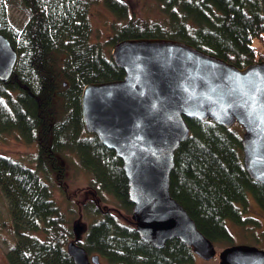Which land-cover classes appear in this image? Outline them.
<instances>
[{"label": "trees", "instance_id": "trees-1", "mask_svg": "<svg viewBox=\"0 0 264 264\" xmlns=\"http://www.w3.org/2000/svg\"><path fill=\"white\" fill-rule=\"evenodd\" d=\"M97 1L0 0V34L18 54L12 77L0 81V141L13 134L38 145L36 168L0 154V188L16 235L9 264H74L67 252L73 228L38 173L53 172L63 184L59 159L68 154L91 174L89 189L99 201L101 194L113 196L125 210L133 209L121 159L86 131L80 108L85 86L124 78L112 47L129 39H172L238 68L264 60L263 0H150L159 19L141 21L133 19L127 0H102L125 21L106 44L92 41L90 12ZM13 2L29 13L21 32L7 17ZM187 123L191 135L175 153L170 192L205 238L223 246L232 243L231 226L253 228L254 217L247 215L253 204L264 212V185L246 173L239 125ZM85 208L94 221L78 244L102 263L193 264L197 256L178 239L162 249L141 241L133 225L93 200Z\"/></svg>", "mask_w": 264, "mask_h": 264}, {"label": "water", "instance_id": "water-1", "mask_svg": "<svg viewBox=\"0 0 264 264\" xmlns=\"http://www.w3.org/2000/svg\"><path fill=\"white\" fill-rule=\"evenodd\" d=\"M111 54L124 78L85 86L80 108L86 131L122 161L133 204L126 223L156 248L178 239L211 260L215 244L171 195L175 153L191 135L187 119L239 125L246 173L264 185V60L238 68L182 41L160 38L124 40ZM17 57L0 34L1 82L12 77ZM81 221L82 215L74 222L68 255L74 264H100L98 255L90 257L78 244L88 231ZM218 256L219 264H264V250L255 246H228Z\"/></svg>", "mask_w": 264, "mask_h": 264}, {"label": "rangeland", "instance_id": "rangeland-1", "mask_svg": "<svg viewBox=\"0 0 264 264\" xmlns=\"http://www.w3.org/2000/svg\"><path fill=\"white\" fill-rule=\"evenodd\" d=\"M132 12L133 19L137 18L141 20H156L159 19V12L155 9L150 0H127ZM7 13L10 25L21 32L29 18L28 11L21 7L19 3L13 2L7 5ZM93 34V42H105L109 41L116 33L117 29L125 24L124 20L118 19L113 13L109 12L102 0H98L92 6L90 12ZM256 46L261 48V43L255 41ZM115 47V46H114ZM112 47V51L114 49ZM112 52H110L111 54ZM112 55V54H111ZM37 143H27L22 139H19L17 135L8 134L4 136V139L0 141V154L13 158L20 163L36 168L35 160L33 157L37 154ZM60 165L65 168V179L63 184L60 183V178H57L53 172H38L42 181L49 184L52 188L53 199L55 203L59 205L62 213L69 222L70 229L74 225V222L79 220L82 215L81 223L84 225L91 224L94 218L90 215L92 212L85 208V203L93 200L95 204L101 205L103 208H107L114 213L120 221L131 222L132 210H125L120 202L113 196H104L101 194L102 199L94 196L93 191L89 186L92 180L91 174L83 170L78 164V158L75 154H68L66 158L59 159ZM50 169L51 166H48ZM8 201L0 188V264H9L7 254L16 241V235L13 231L12 218L8 206ZM89 211V212H88ZM249 216L254 217V225H251L250 230H245L238 226H231L233 233L232 243L223 244V246L216 245L217 255L211 260H205L196 256L193 264H219V252L226 246L232 245H247L255 246L264 250V212L256 205L250 208ZM259 220V221H258ZM259 222V223H258ZM84 237L82 238V241ZM100 264H109L105 260Z\"/></svg>", "mask_w": 264, "mask_h": 264}]
</instances>
